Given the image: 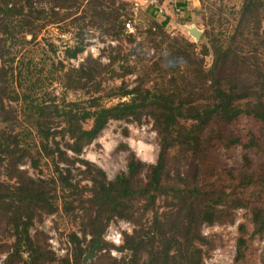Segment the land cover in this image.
I'll list each match as a JSON object with an SVG mask.
<instances>
[{
    "label": "trees",
    "instance_id": "1",
    "mask_svg": "<svg viewBox=\"0 0 264 264\" xmlns=\"http://www.w3.org/2000/svg\"><path fill=\"white\" fill-rule=\"evenodd\" d=\"M132 15L127 0H0V164L7 177L0 180V221L11 240L2 264H81L85 250L96 256L86 264H201L206 240L200 226L232 221L230 208L237 204L221 207L224 191L208 180L212 173L208 159L216 145L240 143L225 130L240 115L257 119L264 135V0H240L229 32L215 33L213 25L205 24L200 52L211 59L206 69H191V85L172 75L168 84H109L135 56L134 47L122 46L136 37L125 29ZM47 25L71 33V43L63 44L56 56L55 76L41 85L29 80L25 86L13 83L24 46ZM146 33L154 47L168 37L156 18ZM86 35L107 42V49L95 56L87 52L70 63L85 51ZM170 42L172 53L176 48L194 51L193 43L182 38ZM48 47L56 53V45ZM172 56L176 60L178 54ZM68 91L81 96L67 100ZM109 98L118 101L105 105L103 100ZM143 117L151 120L157 137L154 163L139 160L119 143L117 148L126 151L125 170L109 180L102 169L80 157L110 120L138 122ZM87 121L89 126L84 127ZM260 148L257 162L245 154L240 167L228 173L237 175L231 184L262 192L248 204L250 236L264 235V144ZM168 155L177 162L187 160L186 170L170 172ZM40 160L49 170L46 176L39 169ZM24 164L40 175L27 174L21 168ZM74 171L83 174L82 179L75 180ZM81 180L88 185L80 186ZM78 188L86 194L81 201L85 222L81 234L82 240L88 238L81 246L82 240L69 233L71 254L55 258L29 228L36 212L57 209L58 192L68 196ZM68 205L63 197L61 208L65 211ZM113 217L133 226L117 247L101 237ZM245 232L238 224L230 264L243 257ZM109 248L127 255L112 258L106 255Z\"/></svg>",
    "mask_w": 264,
    "mask_h": 264
},
{
    "label": "rangeland",
    "instance_id": "2",
    "mask_svg": "<svg viewBox=\"0 0 264 264\" xmlns=\"http://www.w3.org/2000/svg\"><path fill=\"white\" fill-rule=\"evenodd\" d=\"M131 4L132 21L125 24V29L134 34L135 39L131 43L123 42V49L135 48V56H130L126 70L110 80V85H119L123 83L126 86H132L137 83H142L147 86H154L155 84H168V79L172 77L181 81L184 79L188 85L190 83L191 69L195 66L206 69L210 63V55L203 56L200 52L202 38V31L205 28L213 25L214 32H229L233 23V16L238 9L240 0H175L176 5L179 2L186 4L187 10L181 12L175 7L170 6V0H164V6L169 9L167 13L163 14L164 18L157 19L162 25L163 30L167 34L161 36L164 38L159 46H152L147 40L150 35L146 33L148 25L154 21V16L146 11L145 5L148 2H140L139 0H127ZM169 4V5H168ZM174 5V6H176ZM161 10H163L161 8ZM212 21V22H209ZM192 28L199 33L198 37H194L189 29ZM60 29V28H59ZM55 26L47 25L36 36L35 40L24 46L22 52V63L18 65V70L13 72V83H20L24 86L29 82L41 85L48 83L49 77L55 76L54 69L57 57L65 43H71V33L69 30L61 31ZM221 33V32H220ZM158 41L160 36H154ZM222 37V36H220ZM88 45L85 51L77 56L76 60H71L74 64L81 57L88 53L93 56L106 50V44L92 35H86ZM173 38L184 39L192 42L194 51H187L183 48H176L174 52L167 45ZM48 43L57 46L56 53L52 54L49 50ZM139 43V44H138ZM244 47V45L242 46ZM170 54H169V53ZM178 54L176 60L173 56ZM175 59V58H174ZM51 61L54 65H51ZM171 62V63H170ZM17 71V73H16ZM11 79L7 77L9 82ZM27 80H29L27 82ZM12 82V81H11ZM22 85V87H23ZM54 94L59 96L60 90L56 86ZM67 100H74L81 96L79 91H68L64 94ZM118 101L117 98H109L103 100L105 105H110ZM20 124L23 123L22 117L19 119ZM84 127L89 126V121L83 124ZM227 132H232L233 135L238 136L240 143L234 146L225 148L221 145H216L209 154L208 161L210 162L209 181L216 183L224 191L221 207H229L236 205L230 212L233 214L232 221L215 222L213 224H202L200 226V233L204 236L206 244L203 245V258L201 264H230L234 254L235 239L238 235V224H243L245 227L246 245L242 259L236 264H264V235H252L251 223L249 221L248 204L249 201H257V197L262 196V192L258 188H240L237 185L230 183L231 179H236L237 175L231 177L228 173L238 169L241 165L243 155H247L251 160L257 162L262 153L261 145L264 144V135L261 132L260 122L247 115H240L231 123L225 126ZM29 140V138H27ZM119 143H125L129 149L134 153L135 157L145 163H154L157 157L158 144L157 137L152 128L151 120L147 117L141 118L140 121H125V120H110L105 127L100 131L97 137L88 145H86L80 157L96 167L103 170L107 179L111 180L113 177L125 170V156L126 151L117 148ZM261 144V145H260ZM247 145V146H246ZM249 145V146H248ZM171 155V154H170ZM168 155L166 162L170 172L176 170L184 171L187 168V160H180L177 162L176 157ZM32 177L40 175L38 170H34L24 164L21 166ZM39 169L43 175H47L49 170L43 164V160L39 161ZM75 180L82 179L79 172L74 171ZM5 170L0 164V180H6ZM85 180L79 181V185L85 184ZM82 192V193H81ZM73 194H65V192H58L56 194L57 209L45 214L36 212L34 221L29 228V233L37 238L40 243L46 245L47 249L51 250L50 244L47 242L49 233L54 232L55 239L59 247L65 250L66 254H71L73 245L68 240V234L73 232L82 240V231L85 230L84 225V211L81 206V201L85 198V191L78 188ZM79 193H81L79 197ZM69 203L68 209L61 208L62 198ZM80 201H78V200ZM122 220L127 223L129 230L120 229L121 237L124 233H130L132 229L131 222L123 219L113 217L106 226L112 222L117 224V221ZM105 226V227H106ZM105 229V228H104ZM104 231V230H103ZM88 236H84L81 241V246H84ZM104 241V240H103ZM10 232L0 221V264L5 255L11 250L10 247ZM107 243V242H105ZM109 244V243H108ZM111 248H109L110 250ZM107 250V256L118 259L120 256L127 255L126 252H119V256L111 255ZM52 251V250H51ZM116 253L118 250L114 249ZM53 252V251H52ZM102 250L100 253H103ZM88 253L89 258L82 260L83 256ZM55 258H59L58 254L53 252ZM81 257V264H86L96 256L85 250ZM99 256V253L96 254Z\"/></svg>",
    "mask_w": 264,
    "mask_h": 264
},
{
    "label": "built area",
    "instance_id": "3",
    "mask_svg": "<svg viewBox=\"0 0 264 264\" xmlns=\"http://www.w3.org/2000/svg\"><path fill=\"white\" fill-rule=\"evenodd\" d=\"M124 228L126 230H129V228L127 227V223L122 221V220L117 221V224L110 222L105 227L101 237L104 240V242H107L110 245L117 247L121 244V241H122L120 229H124ZM47 242L50 244V248L55 254H58L60 257H63L66 255L65 250H63L59 247L57 240L55 239L53 231H51L49 233V237L47 239ZM114 249L115 248H111L109 250L111 255L119 256V254H120L119 251H118V253H116L114 251Z\"/></svg>",
    "mask_w": 264,
    "mask_h": 264
},
{
    "label": "crops",
    "instance_id": "4",
    "mask_svg": "<svg viewBox=\"0 0 264 264\" xmlns=\"http://www.w3.org/2000/svg\"><path fill=\"white\" fill-rule=\"evenodd\" d=\"M130 1H133V0H130ZM139 1L148 2V4L145 5L146 11L152 14L156 19H161V18L163 19L164 18L163 14L167 13L169 10L167 6H164V3H165L164 0H139ZM181 1H184V0H181ZM170 2H171L170 6H173V8L175 7L176 10L180 9L181 12H184L185 10H187L186 4L184 2H179L177 5H176L177 2H175V0H170ZM161 8L163 10H161Z\"/></svg>",
    "mask_w": 264,
    "mask_h": 264
},
{
    "label": "water",
    "instance_id": "5",
    "mask_svg": "<svg viewBox=\"0 0 264 264\" xmlns=\"http://www.w3.org/2000/svg\"><path fill=\"white\" fill-rule=\"evenodd\" d=\"M189 32H190L194 37H196V38H197L198 35H199V33H198L197 31H195L194 29H192V28L189 29ZM88 257H89V254L86 253V254L83 256L82 260L85 261Z\"/></svg>",
    "mask_w": 264,
    "mask_h": 264
}]
</instances>
